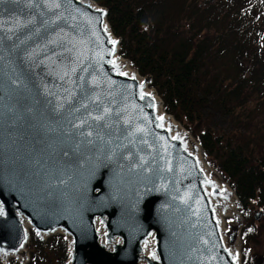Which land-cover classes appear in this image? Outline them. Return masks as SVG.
<instances>
[{
  "label": "water",
  "instance_id": "95a60500",
  "mask_svg": "<svg viewBox=\"0 0 264 264\" xmlns=\"http://www.w3.org/2000/svg\"><path fill=\"white\" fill-rule=\"evenodd\" d=\"M106 15L0 0V258L21 253L28 224L63 234L68 264H242L212 200L231 192L123 70Z\"/></svg>",
  "mask_w": 264,
  "mask_h": 264
},
{
  "label": "trees",
  "instance_id": "16d2710c",
  "mask_svg": "<svg viewBox=\"0 0 264 264\" xmlns=\"http://www.w3.org/2000/svg\"><path fill=\"white\" fill-rule=\"evenodd\" d=\"M107 9L118 54L202 147L242 205L241 238L264 218V0H93ZM25 264H68L56 233H30ZM243 264H250L244 250ZM0 264H22L15 258Z\"/></svg>",
  "mask_w": 264,
  "mask_h": 264
},
{
  "label": "rangeland",
  "instance_id": "374dc122",
  "mask_svg": "<svg viewBox=\"0 0 264 264\" xmlns=\"http://www.w3.org/2000/svg\"><path fill=\"white\" fill-rule=\"evenodd\" d=\"M143 79H144L146 85L148 86V88L154 90L150 86V81L147 80L145 77H143ZM179 125L182 127V129L186 133L190 134L180 123H179ZM193 140H194V142H196V144H198V146L203 151L202 147L197 142V140L194 138H193ZM203 156H204V159L206 162V157H205L204 151H203ZM209 168H211V167H209ZM211 169L216 170L219 173V175L221 176V178H220L221 183H226L227 185H229L227 180L222 176V174L219 172V170H217L215 168H211ZM229 198L226 199V201L228 203H229V200H228ZM227 202H225V203L228 205ZM222 207L226 208V207H224L223 203H222ZM229 209H230L229 210L230 212L227 213V215L222 219V223H223V226L225 228L227 240H229L230 234H232V233L236 234V239H235L234 243H236L240 258L241 259L244 258V250H245V252L247 253V257L249 259L250 264H264V218L262 220H259V224H258V226H256L255 232L251 233V239L247 240V242L245 243L243 241V239L241 238V231L245 225L244 219L242 218V205H241L240 201L238 200L237 196H236V202H234ZM256 210H262V209L259 206H257L256 204H254L253 205V215H254V212ZM28 230L30 232L31 227H29ZM27 244L19 255L9 256L8 258H15L18 261H20L21 263H25L28 260Z\"/></svg>",
  "mask_w": 264,
  "mask_h": 264
},
{
  "label": "bare ground",
  "instance_id": "6f19581e",
  "mask_svg": "<svg viewBox=\"0 0 264 264\" xmlns=\"http://www.w3.org/2000/svg\"><path fill=\"white\" fill-rule=\"evenodd\" d=\"M118 62L121 65V67L123 68V70L129 74V75H133L135 77H137V79L142 82L144 84V88L145 90L149 91V92H153L159 102V106H158V110L159 113L162 114L165 117V123L170 125L172 128L173 132H177V133H181L186 137L187 140V144H188V148L199 158L201 165L203 166L205 173L211 178L213 179L215 182H217V184L222 188L227 189L229 192H231V197L228 199L229 203L226 201V199L224 198H212L213 200V204L215 206L216 212H217V216L221 222V227H222V232H223V238L224 240L227 242L230 250L234 253L239 255L236 243L230 244L226 238V233H225V228L223 226L222 223V219L227 215V213H229L230 211V207L232 206V204L234 202H236V196L234 194V192L230 189L229 185H227L226 183H221L220 182V178L221 176L219 175V173L216 170H213L211 168H209L206 165L204 156H203V151L201 150V148L198 146V144H196V142H194L193 138L191 137L190 134L186 133L182 127L179 125V123L173 118V116L167 114L166 112H164L163 110V106H162V101L159 98V96L154 92V90L148 88V86L146 85L144 79L142 76H140L138 74V72L133 68L131 62L129 60H126L124 58H122L121 56L118 57ZM227 202L228 205L225 203ZM222 203L224 204V207H222ZM27 228H29V225H26Z\"/></svg>",
  "mask_w": 264,
  "mask_h": 264
},
{
  "label": "snow or ice",
  "instance_id": "6c2138e0",
  "mask_svg": "<svg viewBox=\"0 0 264 264\" xmlns=\"http://www.w3.org/2000/svg\"><path fill=\"white\" fill-rule=\"evenodd\" d=\"M113 44L117 43L116 41H112ZM126 75V73H124ZM151 95V94H148ZM161 120H163V117H160Z\"/></svg>",
  "mask_w": 264,
  "mask_h": 264
}]
</instances>
